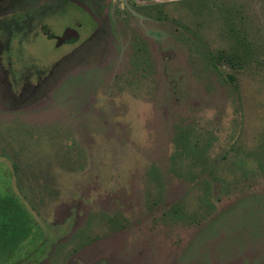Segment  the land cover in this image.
I'll use <instances>...</instances> for the list:
<instances>
[{
	"label": "rangeland",
	"instance_id": "1",
	"mask_svg": "<svg viewBox=\"0 0 264 264\" xmlns=\"http://www.w3.org/2000/svg\"><path fill=\"white\" fill-rule=\"evenodd\" d=\"M37 1L0 34V264H264V0H114L93 31Z\"/></svg>",
	"mask_w": 264,
	"mask_h": 264
},
{
	"label": "flooded vegetation",
	"instance_id": "2",
	"mask_svg": "<svg viewBox=\"0 0 264 264\" xmlns=\"http://www.w3.org/2000/svg\"><path fill=\"white\" fill-rule=\"evenodd\" d=\"M48 1H49V4L54 3L55 5H59V4L61 5V4H64V3H68V4H72V5L77 6L91 20V22L93 24V27H92L91 31H93L94 27L99 26L101 24V22L104 20L105 16H107V14L109 12V8H110V6H111V4L113 3L114 0H90L91 4H92V8H88L85 5L79 4L78 0H48ZM38 2L39 1L36 0L34 2V4L26 5L25 9H29V10L31 9L34 12L37 11V13H39V14H36V16H31V17L30 16L29 17L26 16V18L24 20H22L21 23H19L20 25H17L18 21H14V23L12 22L11 23L12 28L10 26L6 27L5 24L1 26V23H0V34L4 35V37H6V38H9V37H11L13 35L20 34L21 32L22 33H26L27 31L30 32L32 30V28H33L32 27V23L36 22L34 24V26H35V25H37V22L43 21L42 18H41V14L43 12L42 8H43V6H45L47 4L46 3H38ZM35 6H37V8ZM8 11H10V10H8V9L1 10V12H0V20L4 16L3 14H6ZM95 13H97V16H95ZM75 25H76V28H70V29H73V30H75L78 33V39H76V41H73L72 43L64 44L63 46H65V45H67V46L73 45V43L78 42L80 40L81 34H80L78 29H80L82 26H80V24H75ZM43 27L44 26H42L41 28L43 29ZM44 35H48L49 36V34L45 33V32H44ZM50 39H53V41L56 42V38L51 37ZM1 48H3V47H1ZM8 73L10 74V72H8ZM27 81L29 82V80H22L21 83L22 84L23 83H27ZM35 81H36L35 84L39 85L41 83V76L36 78ZM11 83H13V82L11 81Z\"/></svg>",
	"mask_w": 264,
	"mask_h": 264
},
{
	"label": "trees",
	"instance_id": "3",
	"mask_svg": "<svg viewBox=\"0 0 264 264\" xmlns=\"http://www.w3.org/2000/svg\"><path fill=\"white\" fill-rule=\"evenodd\" d=\"M4 209L8 212L5 215H7L10 218V219H8L7 224L10 225L11 227H14L13 228L14 233H16L19 238L26 240L29 236H27V233H25L24 231L26 229H28L31 232V230H32L31 227L29 228L30 222H31V220H30L31 214L28 213V210H26V208H24V206L22 207V210H19L18 207L15 210H13L14 208L12 206H11V208H9L8 202L4 203ZM1 227L4 228L3 225H1ZM32 228H33V226H32Z\"/></svg>",
	"mask_w": 264,
	"mask_h": 264
},
{
	"label": "water",
	"instance_id": "4",
	"mask_svg": "<svg viewBox=\"0 0 264 264\" xmlns=\"http://www.w3.org/2000/svg\"><path fill=\"white\" fill-rule=\"evenodd\" d=\"M76 39H78V33L73 29H69L65 31L62 36L56 37V46L59 47L64 44L72 43L76 41Z\"/></svg>",
	"mask_w": 264,
	"mask_h": 264
}]
</instances>
